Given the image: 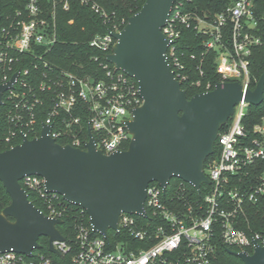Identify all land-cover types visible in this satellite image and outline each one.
<instances>
[{"label": "built area", "instance_id": "1", "mask_svg": "<svg viewBox=\"0 0 264 264\" xmlns=\"http://www.w3.org/2000/svg\"><path fill=\"white\" fill-rule=\"evenodd\" d=\"M73 1L109 17L103 4L106 0H16L9 13L0 5V85L18 74L3 95L7 119L16 127L6 142L19 134L22 141L28 134L40 137L47 124L51 136L61 144L84 148L91 131L97 148L104 153L126 150L132 139L127 121L133 119V109L144 99L138 81L107 60L117 42L113 33L123 28L115 24L88 42L106 56L100 79L94 77L97 69L66 67L50 59L59 42L58 11H68ZM186 1L190 0H176L163 27L170 41L167 58L177 79L182 84L188 81L176 43L184 28L193 27L209 35L204 42L206 50L217 51L218 82L236 81L244 91L252 89L250 56L262 43L253 32L257 25L254 0H228L224 10L214 16L185 12ZM91 59L97 62L99 56ZM216 83L200 78L190 86L206 92ZM251 106L240 101L220 131L218 153L204 167L210 182L204 183L200 192L180 178L181 182L171 186L170 181L165 189L157 181L150 183L147 216L122 213L114 229L115 240L109 229L107 235L94 230L89 215L86 223L83 216L87 211L77 205L80 210L73 233L68 237L63 233V240L54 241L60 255L50 251L58 261L36 254L37 249L33 256L11 250L0 253V264H215L219 244L252 254L256 244L264 246V231L254 228L255 213L264 204V114L253 122L249 119ZM43 112L46 118L39 129L37 121ZM21 183L26 190L37 192L48 209L45 213L40 208L46 215L62 220L67 215L70 208L60 200L63 196L48 191L43 177L29 175Z\"/></svg>", "mask_w": 264, "mask_h": 264}, {"label": "water", "instance_id": "2", "mask_svg": "<svg viewBox=\"0 0 264 264\" xmlns=\"http://www.w3.org/2000/svg\"><path fill=\"white\" fill-rule=\"evenodd\" d=\"M176 0H146L131 15L125 27L114 32L117 42L107 60L138 81L144 103L133 109L127 121L132 139L126 150L104 153L92 137L84 148L61 144L44 124L40 137L0 151V182L11 203L0 211V253L16 251L33 256L39 239H49L51 252L60 255L55 240L64 235L62 219L46 215L29 198L21 180L29 175L45 179L48 191L83 207L94 230L107 235L118 228L122 213L147 216L145 201L150 183L164 189L172 178H180L200 192L210 180L204 167L214 154L220 131L242 100L258 106L264 101V73L254 89L244 91L239 82H217L214 89L189 98L172 69L163 32ZM16 74L0 85V105ZM230 253L244 264H264V246L256 244L252 254Z\"/></svg>", "mask_w": 264, "mask_h": 264}, {"label": "trees", "instance_id": "3", "mask_svg": "<svg viewBox=\"0 0 264 264\" xmlns=\"http://www.w3.org/2000/svg\"><path fill=\"white\" fill-rule=\"evenodd\" d=\"M16 0H0V5L4 6L3 12L9 13L12 10L11 5ZM146 0H106L103 4L108 12L109 17L104 18L93 12L90 8L73 1L68 11L59 9L58 11V40L50 59L66 67H75V65H83L86 69H97L98 73L94 77L100 79L104 77L101 63H106V56L99 50L92 49L88 42L97 34H105L113 25L117 24L120 29L124 28L128 18L138 12ZM228 0H190L185 2V12H197L200 15L214 16L224 10ZM10 6V7H9ZM253 12L255 14L257 25L253 32L261 38V45L255 46L250 56V72L251 84L250 88L254 89L261 75L264 73V0H254ZM70 20H73L70 23ZM209 39V35H204L193 27L184 28L180 38L177 40L178 55L185 63V73L188 75V81L183 82L182 87L187 91L189 98L194 94L202 92V88H193L190 86L191 81L202 79L211 81L213 85L220 81L217 72L216 55L217 51H207L205 40ZM92 55H98L99 60L95 62L91 59ZM111 67L112 64H109ZM200 69L204 70V75L200 76ZM8 106L0 105V151L7 150L13 145L22 142L20 134L12 142H6V138L13 132L16 127L7 119ZM264 114V101L262 104L250 107L249 119L257 121ZM46 118V112L38 117V128L40 129L42 120ZM226 128V127H225ZM223 127V129H225ZM39 134V132H37ZM29 138H34L36 134H28ZM65 143L64 141H61ZM218 153V146L209 159ZM181 182L179 178H172L171 186ZM188 185V184H187ZM193 194L198 197L196 191L188 185ZM30 200L45 213H48L46 205H44L37 192L27 189ZM62 203L69 206L67 215L63 218V223L58 225L59 229L65 236L73 233L75 224L77 223L76 214H79L80 207L75 204L63 201ZM11 203V197L0 182V211ZM255 213V211H254ZM83 220L88 223V214L85 213ZM254 228L264 231V204H260L258 211L255 213ZM40 248L35 250L36 254H45L53 256L59 260L58 256L51 254L49 250L48 238L41 237L39 239ZM230 250L236 251L237 248L227 247L219 244L217 258L215 264H244L237 256L230 253Z\"/></svg>", "mask_w": 264, "mask_h": 264}, {"label": "rangeland", "instance_id": "4", "mask_svg": "<svg viewBox=\"0 0 264 264\" xmlns=\"http://www.w3.org/2000/svg\"><path fill=\"white\" fill-rule=\"evenodd\" d=\"M109 234H110V237H111L113 240H115V238H116V234H115V231H114L113 228H110V229H109ZM42 237H45V236H42Z\"/></svg>", "mask_w": 264, "mask_h": 264}]
</instances>
